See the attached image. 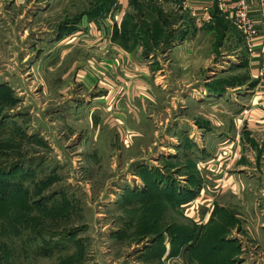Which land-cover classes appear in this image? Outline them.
Here are the masks:
<instances>
[{
    "label": "rangeland",
    "instance_id": "rangeland-1",
    "mask_svg": "<svg viewBox=\"0 0 264 264\" xmlns=\"http://www.w3.org/2000/svg\"><path fill=\"white\" fill-rule=\"evenodd\" d=\"M96 7L0 0V264H264L254 224L220 218L195 246L169 229L190 228L169 199L196 192L195 156L209 142L186 124L195 110L224 116L208 104L233 107L242 92L211 101L200 90L226 89L238 72L182 90L189 81L148 77L141 38L163 60L180 27L163 36L159 14L140 10L119 35ZM217 64L202 75L230 65Z\"/></svg>",
    "mask_w": 264,
    "mask_h": 264
},
{
    "label": "crops",
    "instance_id": "crops-1",
    "mask_svg": "<svg viewBox=\"0 0 264 264\" xmlns=\"http://www.w3.org/2000/svg\"><path fill=\"white\" fill-rule=\"evenodd\" d=\"M137 1L142 3V10L159 14L173 23L172 28L180 27L181 31L165 48L167 57L163 60L159 55L153 57L152 39L141 38L143 47L150 51L141 54L138 50L137 54L143 58L148 77L159 74L165 79L189 81L180 86L181 90L193 81L192 86L214 76L228 81L232 71L238 72L240 78L236 84L227 82L226 89L214 88L209 83L205 85L208 90H200L211 101L223 97L222 94L233 95L230 92L236 89L242 92L231 99L233 107L217 102H210V108L205 106L225 114L222 117L197 110L191 115L192 124H186L191 127L190 137L200 133L209 142L203 143V149L195 156L200 171L196 192L175 208L190 228L201 230L202 226H209L198 233L206 239L207 232L213 234L221 218L231 227L254 224L253 233L261 230L259 239L263 241L260 236L264 228V0H250V17L257 32L251 48L233 22L235 0ZM111 13L115 21L113 29L118 32L124 17L133 16V20L139 17L131 0H116ZM215 63L220 67L230 65L202 75L203 70L214 69ZM185 130L181 129L183 134Z\"/></svg>",
    "mask_w": 264,
    "mask_h": 264
},
{
    "label": "trees",
    "instance_id": "trees-1",
    "mask_svg": "<svg viewBox=\"0 0 264 264\" xmlns=\"http://www.w3.org/2000/svg\"><path fill=\"white\" fill-rule=\"evenodd\" d=\"M96 2H97V9H94L93 11H91L90 13H93V19H96V18H99V17H102L103 15L104 16H106L107 15V13L108 12H110L111 10H113L114 8H115V3H116V0H95ZM131 4L132 5H135V7L138 9V12H140V10H142V3H140V2H138L137 0H131ZM153 11H154V9H153ZM127 18H129V16H126V17H124V19H123V21H122V23H121V25L122 24H125V22H126V19ZM157 21V23H158V25L160 26V30H161V32H162V34H163V36L164 35H166L167 34V28H171L172 27V25H173V23L172 22H168L167 20H165L164 18H159V19H157V20H154L153 22H156ZM126 23H128V22H126ZM163 23H167L165 26H167V27H165L164 25H163ZM135 27V25H131V28L132 29H135L134 28ZM124 30V28H123V26L121 27V30L119 31V35H122L123 33H122V31ZM118 32V31H117ZM124 32V31H123ZM132 31H130V33H131ZM181 32V31H180ZM122 33V34H121ZM131 34H133L132 36H134V37H136L137 38V34H135L134 32H132ZM124 37V36H123ZM178 37V36H177ZM125 38V37H124ZM149 38H151V39H153V40H155V38L153 37V36H150ZM126 39V38H125ZM193 194V193H192ZM192 195H189V197H191ZM189 197H187V198H189ZM187 198H185V199H182V196L181 195H176L175 194V196H174V198L173 199H169V201H170V205L172 206V207H174L173 205L174 204H179V203H181L182 201H184V200H186ZM149 199H150V197H149ZM149 207H151V206H149ZM148 207V208H149ZM168 228V227H167ZM170 228H174V230H172L173 231V234H171V236H174V240H176L175 241V244H176V242H179L180 244L179 245H181V243H188V242H192V245L191 246H195L196 245V243H197V241H198V238H199V235L197 234L196 235V237H194L195 236V234L193 235V233L191 232V233H189V235H188V231H185V230H190V231H193V229H190V228H188V227H179V225L178 224H175V223H171V225L169 226V229ZM168 229V230H169ZM214 233H216V230H215V228H214V230H213V234ZM212 234V235H213ZM182 238H184L183 239V241L181 240ZM193 239H194V241H193ZM177 245H178V243H177ZM222 247V246H221ZM217 248H219V247H217ZM222 248H224V247H222ZM222 258V257H221Z\"/></svg>",
    "mask_w": 264,
    "mask_h": 264
},
{
    "label": "built area",
    "instance_id": "built-area-1",
    "mask_svg": "<svg viewBox=\"0 0 264 264\" xmlns=\"http://www.w3.org/2000/svg\"><path fill=\"white\" fill-rule=\"evenodd\" d=\"M232 9L234 10L233 22L242 33L249 48H251L257 32L250 17V0H235Z\"/></svg>",
    "mask_w": 264,
    "mask_h": 264
}]
</instances>
